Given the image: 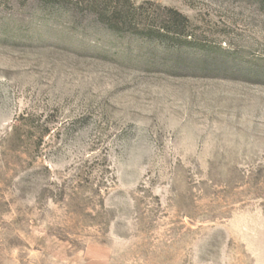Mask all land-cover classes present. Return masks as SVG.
Segmentation results:
<instances>
[{
    "label": "rangeland",
    "instance_id": "1",
    "mask_svg": "<svg viewBox=\"0 0 264 264\" xmlns=\"http://www.w3.org/2000/svg\"><path fill=\"white\" fill-rule=\"evenodd\" d=\"M0 264H264V0H0Z\"/></svg>",
    "mask_w": 264,
    "mask_h": 264
},
{
    "label": "trees",
    "instance_id": "2",
    "mask_svg": "<svg viewBox=\"0 0 264 264\" xmlns=\"http://www.w3.org/2000/svg\"><path fill=\"white\" fill-rule=\"evenodd\" d=\"M133 10L134 13L131 11H126V13H122L119 12L118 9L112 10L111 14L109 17H105L102 13L100 15L101 20H103L104 22H108L109 27L111 29H113L114 31H119L121 30V26L120 24H126L127 23V18L130 17L131 15L136 16L135 20H137L138 16H141L143 11H142V5L136 6L133 5ZM131 13V14H130ZM123 14V15H122ZM121 19L123 22H121ZM189 21L188 17L185 16L183 13H181L180 11L173 9V8H164V15L161 19V21L159 22V24L156 26V28H154L156 31H153V29L147 28V26L145 25L144 27H140L139 23H135V29L134 31H136V33L142 35V36H149V37H153L154 33L157 34L156 36L161 37L163 35H186L185 34V28H187V25H185V23H187ZM125 22V23H124ZM154 32V33H153ZM160 39V38H158ZM162 41V39H161ZM253 73V72H252ZM255 74V73H253Z\"/></svg>",
    "mask_w": 264,
    "mask_h": 264
}]
</instances>
